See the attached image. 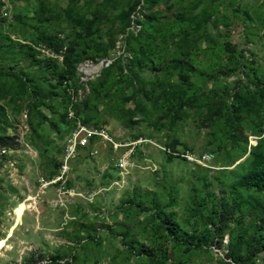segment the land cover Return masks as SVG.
I'll return each instance as SVG.
<instances>
[{
    "label": "rangeland",
    "instance_id": "obj_1",
    "mask_svg": "<svg viewBox=\"0 0 264 264\" xmlns=\"http://www.w3.org/2000/svg\"><path fill=\"white\" fill-rule=\"evenodd\" d=\"M0 138V264H264V0H0Z\"/></svg>",
    "mask_w": 264,
    "mask_h": 264
},
{
    "label": "trees",
    "instance_id": "obj_2",
    "mask_svg": "<svg viewBox=\"0 0 264 264\" xmlns=\"http://www.w3.org/2000/svg\"><path fill=\"white\" fill-rule=\"evenodd\" d=\"M236 97L237 109L243 107L244 99L238 94L234 95ZM5 138H0V145H4ZM175 151V148L171 146L170 152ZM205 152H201L198 155H201ZM208 153V152H207ZM214 156V155H213ZM246 167L242 173L239 184L246 188H254L257 191L264 190V153L259 151L257 148H253L248 152L247 157L245 158ZM165 224V223H163ZM167 228V226H165ZM237 244L232 246L228 252L227 256L238 261L239 252L237 251Z\"/></svg>",
    "mask_w": 264,
    "mask_h": 264
},
{
    "label": "built area",
    "instance_id": "obj_3",
    "mask_svg": "<svg viewBox=\"0 0 264 264\" xmlns=\"http://www.w3.org/2000/svg\"><path fill=\"white\" fill-rule=\"evenodd\" d=\"M85 142H83L82 144H84ZM167 153H169V154H173L172 152H170V150H167ZM195 157V158H194ZM213 158H214V156L212 155V154H210V153H207V152H205V153H203V154H201V155H197V156H190V159L192 160V161H195V162H197V163H199V164H202V163H204V164H206V163H209V162H211L212 160H213Z\"/></svg>",
    "mask_w": 264,
    "mask_h": 264
},
{
    "label": "bare ground",
    "instance_id": "obj_4",
    "mask_svg": "<svg viewBox=\"0 0 264 264\" xmlns=\"http://www.w3.org/2000/svg\"><path fill=\"white\" fill-rule=\"evenodd\" d=\"M22 209H23V206H20V207L17 209V213H18V212H21Z\"/></svg>",
    "mask_w": 264,
    "mask_h": 264
}]
</instances>
